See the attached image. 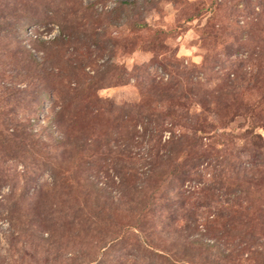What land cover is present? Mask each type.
Segmentation results:
<instances>
[{
	"label": "rangeland",
	"instance_id": "1",
	"mask_svg": "<svg viewBox=\"0 0 264 264\" xmlns=\"http://www.w3.org/2000/svg\"><path fill=\"white\" fill-rule=\"evenodd\" d=\"M117 1L0 0V264H264V0Z\"/></svg>",
	"mask_w": 264,
	"mask_h": 264
},
{
	"label": "trees",
	"instance_id": "2",
	"mask_svg": "<svg viewBox=\"0 0 264 264\" xmlns=\"http://www.w3.org/2000/svg\"><path fill=\"white\" fill-rule=\"evenodd\" d=\"M104 1V0H103ZM136 2H133V1H131V0H119V1H117L116 2V5H115V7L114 8H117V9H122V10H129V6H131V5H133V4H135ZM94 7L95 6H93V3H89V4H87V6H86V10L88 11V12H90V11H92L93 9H94ZM92 15V14H91ZM94 15V14H93ZM135 25H137V26H143L140 22H138V20L135 22ZM60 27H62L63 29H64V27H63V25H60ZM66 32L65 31H62V32H60V35H58V36H56L55 38H57L56 40H54V41H59V40H65L64 38H63V36H65V35H67V34H65ZM63 38V39H62ZM70 38H68V40H69ZM111 65H108L107 67H109V68H111L110 67ZM77 85V84H76ZM73 89H75L76 90V93H78V90H79V87H75V88H73ZM171 137V136H170ZM176 138V135L175 134H173L172 133V137H171V139L172 140H174ZM181 177V176H180ZM183 177V176H182Z\"/></svg>",
	"mask_w": 264,
	"mask_h": 264
}]
</instances>
